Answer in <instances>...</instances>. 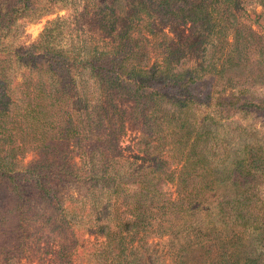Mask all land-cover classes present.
Masks as SVG:
<instances>
[{"label":"trees","instance_id":"obj_1","mask_svg":"<svg viewBox=\"0 0 264 264\" xmlns=\"http://www.w3.org/2000/svg\"><path fill=\"white\" fill-rule=\"evenodd\" d=\"M53 9L17 41L18 22ZM261 13L264 0H0V264H162L155 238L168 264H259L264 133L240 118H264ZM125 130L141 157L123 155Z\"/></svg>","mask_w":264,"mask_h":264},{"label":"rangeland","instance_id":"obj_2","mask_svg":"<svg viewBox=\"0 0 264 264\" xmlns=\"http://www.w3.org/2000/svg\"><path fill=\"white\" fill-rule=\"evenodd\" d=\"M254 11L257 13L259 12V8L255 7ZM65 13L64 10L62 9H53L52 11L48 13H38L35 15H31L22 21L18 22L15 26L17 32H15V36L17 41L23 42L25 45L29 44L31 41H33L39 32L42 30L44 27L45 23L48 20H51L55 18L56 16H62ZM259 33H261L264 36V13H261L260 17V22H259V28L256 29ZM14 36V35H13ZM264 93V92H263ZM241 123H243L246 126H250L252 128H255L257 131L264 133V118L260 119H252L251 117H244L240 118ZM228 138L230 137L229 134L226 135ZM138 137L139 134L136 131L133 130H125V132L121 135L119 138V146L123 151V155L127 157L131 156H138L141 157L140 155V145L138 143ZM228 140V139H227ZM240 140L238 139L233 142L229 141L230 146H232L233 151L237 150L238 147L240 146ZM31 160L30 156H27L23 160V164L29 162ZM165 192H168V194H172V187L166 186L164 188ZM77 237L78 241L81 245H85L87 242L92 241V237L89 235H86L84 233H81V231H77ZM52 239H55L54 237H51ZM150 244L152 245V249H156V254L161 256L162 264H168V255L166 252V239H151ZM249 244V243H248ZM258 252L260 254V263L259 264H264V254L262 255L263 251H260L259 247L257 248ZM247 252L248 253H256V248H254L253 245H248L247 247ZM243 252L241 251V254ZM238 254L240 256V250L238 251ZM31 255V254H29ZM30 257V256H29ZM84 253H81L79 258L75 260L74 264H79L84 262Z\"/></svg>","mask_w":264,"mask_h":264}]
</instances>
